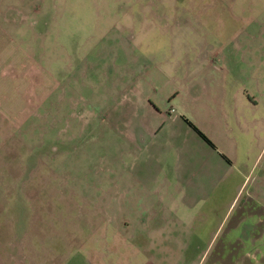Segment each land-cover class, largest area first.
<instances>
[{
  "label": "rangeland",
  "instance_id": "rangeland-1",
  "mask_svg": "<svg viewBox=\"0 0 264 264\" xmlns=\"http://www.w3.org/2000/svg\"><path fill=\"white\" fill-rule=\"evenodd\" d=\"M204 41L231 53L219 84V64L193 58ZM190 77L205 84L197 99L171 101ZM133 86L217 135L207 113L218 117V94L237 102L239 117L243 102L264 98V0H0V264H68L99 253L87 246L95 214L84 197H123L116 112ZM228 127L239 153L250 152L248 136ZM203 205H194L195 217ZM107 211L115 218L117 198ZM187 252L129 244L107 257L169 264Z\"/></svg>",
  "mask_w": 264,
  "mask_h": 264
},
{
  "label": "crops",
  "instance_id": "crops-1",
  "mask_svg": "<svg viewBox=\"0 0 264 264\" xmlns=\"http://www.w3.org/2000/svg\"><path fill=\"white\" fill-rule=\"evenodd\" d=\"M230 54L207 49L204 41L193 58L202 66L217 62L219 84L224 72L232 68ZM204 85L201 79L190 77L173 89L171 101L176 96L197 99ZM259 85L254 90L259 91ZM217 98L218 117L210 116L211 109L207 113V122L219 125L216 135L211 124L201 126L181 111L174 113L171 106L159 108L140 87L123 89L116 112L124 139L118 164L123 197H84L95 214L86 230L87 246L92 243L99 253L89 260H68V264H113L107 257L109 248L119 250L129 244L135 251H188L169 264L264 263V98L243 102V117L235 111L236 101L222 102V93ZM224 105L230 114L222 109ZM228 125L250 139L252 150L246 155L239 153L240 140ZM116 198L118 213L110 218L107 208ZM196 204L205 205L195 217ZM110 219L115 232L109 231ZM110 233L116 238L111 247ZM136 256L120 262L117 257L114 264L166 263L158 258L141 261Z\"/></svg>",
  "mask_w": 264,
  "mask_h": 264
},
{
  "label": "trees",
  "instance_id": "trees-1",
  "mask_svg": "<svg viewBox=\"0 0 264 264\" xmlns=\"http://www.w3.org/2000/svg\"><path fill=\"white\" fill-rule=\"evenodd\" d=\"M189 124V123H188ZM193 128V127H192ZM194 129V128H193ZM195 130V129H194ZM195 132L198 134V136L200 137V138H202L206 143H208V141L205 139V137L200 133V132H198L197 130H195ZM209 144V143H208Z\"/></svg>",
  "mask_w": 264,
  "mask_h": 264
}]
</instances>
